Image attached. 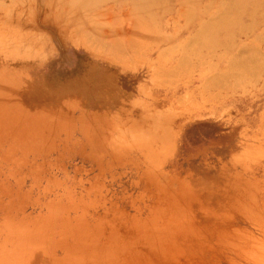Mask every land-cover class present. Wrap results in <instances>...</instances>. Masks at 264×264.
Segmentation results:
<instances>
[{
  "label": "rangeland",
  "instance_id": "obj_1",
  "mask_svg": "<svg viewBox=\"0 0 264 264\" xmlns=\"http://www.w3.org/2000/svg\"><path fill=\"white\" fill-rule=\"evenodd\" d=\"M0 32V65L6 66L0 79L6 85L7 78L20 82L25 76L26 85H51L54 93L72 84L81 91L80 84L89 81L87 88L95 87V93L85 91L91 96L68 91L55 101L62 105L64 100L66 107L74 101L67 111L71 115L64 113L74 121L48 117L51 123L44 126L53 132L43 131L34 111L26 116L25 129L35 125L34 131L46 134L45 139L39 134L41 143L57 136L55 149L31 153L26 165H18L14 161L22 155L0 148V227L6 221L18 226L49 218L63 199L57 182L67 183L79 201L104 204L105 212L121 222L143 223L157 208L142 177L146 162L138 155L122 156L118 165L109 156H97L85 136L101 133L104 142L118 141V146L154 143L158 139L149 135L161 134L169 116L176 118H171L176 131L185 129L164 176L174 162L196 158L215 141L222 148L219 165L226 162L248 178L250 196H264V0H0ZM90 98L92 103H83ZM179 113L183 124L177 122Z\"/></svg>",
  "mask_w": 264,
  "mask_h": 264
},
{
  "label": "bare ground",
  "instance_id": "obj_2",
  "mask_svg": "<svg viewBox=\"0 0 264 264\" xmlns=\"http://www.w3.org/2000/svg\"><path fill=\"white\" fill-rule=\"evenodd\" d=\"M12 65L8 66L11 68ZM3 67L6 66L1 68L0 65V78L5 75L3 74L5 72ZM17 76L18 74L15 77ZM11 78V80L7 78L10 85L8 83L6 85L3 79H0V148H7V154L9 155L10 153H14L16 156L17 154L22 155V158L14 162L18 165H26V158L31 153L48 152L56 148L55 141L58 138L53 134H50V136H55L54 138L52 136L48 138L47 136V139H50V141L46 139L47 143H45V140L44 143L40 142L43 140L42 136L45 139L46 134L53 132V127L51 131L48 129L50 132H47L46 128H49V126L45 124V128L44 123H47L45 121L48 120L51 123V119L56 118L55 114L58 115L57 118L60 116L61 119L65 118V114L68 113L70 107L73 106L74 108L75 103L73 104V100L72 103L68 102L67 104L66 102L67 107L62 106L65 103L64 100H62V105L56 102L57 100L61 101L59 97H62L68 91L77 92L78 87L76 88V86L78 84L65 86L61 89L64 93L61 90L54 93L51 85L49 87L47 84L39 82L33 84L29 81L32 84L28 86L25 83V76H22L23 81L18 80L20 82L16 81L17 78L15 81L14 77ZM88 78L92 80V78ZM75 81L74 83H76ZM85 83V85L80 84L81 86H79L81 91L77 93L81 92L80 97L84 96L83 94L86 93L87 89L89 91L95 90V87H92V89L87 88V83L91 85L90 81ZM27 84L29 83L27 82ZM98 93H101L100 90ZM87 95L90 94L86 93ZM93 95L97 96L96 94ZM77 98H74V100ZM91 98L86 99V101L84 99L85 102L83 103L87 101L92 103ZM46 100L49 102L47 103ZM77 101H75L76 104ZM44 102L47 103L46 108ZM76 107L78 109V106ZM31 111H34L35 115L32 114L33 117L35 116L36 123L43 124L45 135H43L44 133L41 134V128V132L34 131L35 122L32 123L34 126L30 127L31 130L27 126L30 131L25 129L26 119ZM88 112L93 111L89 110ZM185 112L184 114H186ZM90 115L94 116V113ZM90 115L89 117H91ZM177 116V122L183 124L182 121L185 119L182 113L177 114ZM95 117L97 118V116ZM84 118L89 119L87 116ZM167 118L168 120L166 119L165 124L160 128L161 130L159 129L161 134L152 131L153 133L149 135L151 140L153 138L158 140H154V143L142 145L135 142L130 143L128 146H118V141L117 143L112 141V143L107 144L104 142L105 137L103 139L101 133L90 135L91 132L86 131L87 135L85 137L88 139V144L92 146L97 156H109L115 162L117 161L118 165L121 164L122 158L125 160L133 155L140 156L146 162L147 171H144L142 177L148 186V192L156 196L155 204L157 208L156 211L151 212V215L149 214V217L144 219L143 223L137 224L136 220L121 222L115 216L113 217L105 212L104 204L95 200L79 201L71 193L67 183L57 182L56 189L62 193L63 199L59 201L58 205H55L56 207L51 208L49 218L38 224L23 223L15 226L11 221H6L1 225L0 264H264L263 194L250 196L251 191H248L247 188L253 186V183L244 175L231 171L232 168L226 162L225 166L221 162V166L219 165V159L223 160V154L220 144L215 143V141L204 147V149H200L201 153L196 158L194 157L195 159L192 158L189 161L184 160L185 162L179 163L174 162L175 166L169 171L171 173L169 177L164 176L166 169L171 165V161L177 156L175 143L185 129V126L182 125V127L180 126L181 129L176 131L173 122L176 118L171 117L174 118L172 120L170 116ZM61 119H58L59 122ZM55 120L53 122L57 123ZM72 121H74L73 118ZM72 121H69V123ZM42 124H40V127ZM60 124L57 123L58 128L64 126L62 122ZM99 125L98 122L97 126ZM75 126L73 125V127ZM81 126L78 128H81ZM93 128L95 127L93 126ZM74 130L75 128L70 132H74ZM59 132L60 134L63 133L58 130V134ZM67 132L69 133V130ZM102 139L103 143L100 141ZM89 141H93V143ZM172 144H174V148L171 149L173 152L171 158L167 152L173 147ZM111 147L115 148L112 149ZM258 154H260L258 156L261 159L264 158L262 153ZM218 156H220L219 159ZM98 163L102 164L103 160H99ZM146 198L147 196L144 195L143 201H141L146 202ZM135 208L138 212L141 211L138 206H135ZM161 213L162 215L159 216ZM60 253L63 255L60 256Z\"/></svg>",
  "mask_w": 264,
  "mask_h": 264
}]
</instances>
